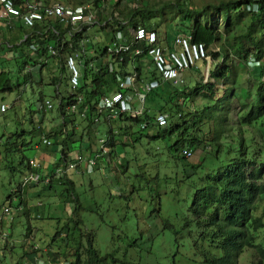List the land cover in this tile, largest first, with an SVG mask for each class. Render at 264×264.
<instances>
[{"label":"trees","instance_id":"obj_1","mask_svg":"<svg viewBox=\"0 0 264 264\" xmlns=\"http://www.w3.org/2000/svg\"><path fill=\"white\" fill-rule=\"evenodd\" d=\"M15 2L20 7L21 2ZM97 2L78 0L76 5L88 3L96 8L94 25H99L104 31L107 43L114 39L117 31L122 33L124 39L129 36L130 28L142 26L154 29L150 26L151 23L153 25L152 4L146 2V5L141 6L133 2L127 6L124 0H114L110 10L101 13ZM189 3L191 0H175V3L168 2L161 8L178 12L177 31L188 35L191 42L202 43L208 58L212 59L211 64L209 60L202 59L184 71L195 77L194 83L188 88L183 87L182 82L174 84L161 80L151 65L146 68L149 61L138 56L136 58L132 51L107 57L103 46L97 55H89L87 50L93 45L90 38L86 46H82L83 41L87 40L86 25L81 26L78 31H71L69 25H61L56 20H45L29 28L19 22L15 28L7 29L9 35H0V64L3 69L9 62L20 71L31 60L32 63L29 64L32 69L37 66L41 70L45 62H38V56L47 52L44 48L32 50L30 45H42L46 42H52L58 47V53L52 59L58 61L55 70L59 76L53 77L51 84L56 85L58 81H62L61 76L65 82L64 84L62 81L63 85H66L63 63L66 54L76 55L80 69L78 85L74 89L69 88L56 107L62 117L58 129L44 132L38 123L31 121V129L20 127L19 132L0 135V165L5 163L0 168V173L2 170L8 171L11 179L21 176L19 181L11 184V189L9 188L0 204V230L4 227L7 229L6 220L12 217L13 202L17 214H22L29 220V217L40 216L37 210L39 205L31 204L34 206L23 208L25 198L33 195L34 200H39V196H54L59 192L58 187H62L65 203L73 204L72 211L76 213L79 206H83V192H76L75 182L68 176L73 171H66L68 154L86 148L92 153L89 156L95 162L105 161L103 169L110 167L112 154L118 157L115 165L120 168L121 173L129 172V168L133 167V176H128L131 184L125 183L124 186L123 182H119L115 188L121 191L118 195L126 202L128 210L134 194L140 198L146 193L150 197L149 203L155 197L156 206L149 211L142 210L141 219L148 225L142 228L139 237L144 238L147 245L144 254H140L144 256L138 255L141 264H175V257L183 250H187L192 257L199 258L203 264H241L240 259L245 253L253 256V264H264V0H211L198 10L190 7ZM254 4L255 10H247V7ZM154 30L161 44H169L172 38L170 33H165L161 38L157 30ZM215 44H219L218 50L213 49ZM2 50L13 55L3 56ZM30 51L37 54L36 58L29 54ZM102 57H107V61L102 63ZM96 60L95 65L89 67V63ZM252 61L255 63L250 66ZM131 66L139 74L149 73L148 81H156L157 86L145 93L143 111L139 116L132 118L119 113L113 119L120 123L117 129L111 125V117L105 113H96L97 103L101 96L119 90L116 76L126 74ZM9 73V69L0 72L1 92H10L19 86L18 83L11 84L6 78ZM182 73L179 79L182 78ZM26 81L27 77L23 83ZM172 85L178 87L177 90ZM162 91H165L166 98L162 96ZM122 93L124 99L136 107L135 102H132L136 101L134 92L124 88ZM172 94L181 96V100L175 102L170 98ZM195 94L200 95L199 103L182 113V108L188 107L187 102ZM55 96L58 97L57 94ZM77 96L86 113V118L82 120L85 125L78 134L74 127L79 124L78 118L66 110L70 100H76ZM157 97L163 99L165 104L157 105ZM233 105L238 106L234 113V127L228 124V114ZM93 111L96 114L92 115ZM158 113L166 114L167 123L155 129L153 120ZM188 116L193 120L190 124L184 118ZM173 117L181 119V122H172ZM143 122H149L145 128H141ZM203 126L207 128V135H202ZM130 127L136 130L131 132ZM251 129L255 133L250 138V134L246 136L245 133H251ZM149 130H153L149 134L150 138L163 147L161 151L158 148L154 151L167 155L164 165L154 175L141 169L139 165H136V169L135 164L130 165L131 158L126 157L124 149L126 145L148 135ZM100 132L104 133L105 138H99V143L104 148L101 146L92 152L88 147ZM27 135L29 141H25L24 136ZM255 136L259 139L256 140ZM45 139L51 141L50 145L44 144ZM114 146L117 147V152H114ZM40 147L43 151H57V157L46 166L39 161L37 165H30L29 161L34 158L25 156L23 151H38ZM185 150L190 151L189 156H186ZM198 150L199 155L196 154ZM16 156L17 160H12ZM78 165L80 164L76 168ZM29 172L40 178L28 180L25 184L22 177ZM170 184L173 188L168 202L163 199V195ZM29 186L40 187V192L38 189L30 194L26 191ZM109 197L112 198L110 192ZM5 207L10 208L8 214H2ZM179 213L186 216L180 220ZM60 229L64 232L59 234ZM82 232L83 235L80 234L79 221L70 215L63 226L56 229L51 242L60 238L65 241V248H72L74 259L67 264H103L108 255L99 257L94 247V238L91 239V236L84 233L85 230ZM164 233L167 234L166 245L171 250V257L162 251L161 244L166 241L159 240L155 243ZM30 245L32 249H28L23 255L32 261L40 249L36 250L34 242ZM4 247L3 244L2 248ZM123 264L140 263L128 261Z\"/></svg>","mask_w":264,"mask_h":264},{"label":"rangeland","instance_id":"obj_2","mask_svg":"<svg viewBox=\"0 0 264 264\" xmlns=\"http://www.w3.org/2000/svg\"><path fill=\"white\" fill-rule=\"evenodd\" d=\"M77 1L78 0H45L46 4L62 2L70 5H76ZM124 1V4L127 6L133 2L139 3L141 6L146 5V2L149 5L152 4L153 25L151 23L150 26L157 30L161 38H163L164 34L167 32L170 33L171 36H174L175 33L183 34V32L177 31L179 25V15H177L178 12H170L167 8L161 9L163 4H166L168 2L175 3V0ZM210 1L211 0H191L189 6L195 8L194 10H198L203 7V4ZM109 10L110 8H108V11ZM146 11L147 10H145V12ZM220 27H222V25H220ZM86 34V42L90 38V41L93 44L91 47L92 53L90 54L97 55L100 52L103 42L100 43L98 41L96 43V37L97 39L99 38L103 40L107 38V36L102 31L101 27H97L96 25L89 27L86 30ZM218 45L219 44L213 45V49L218 50ZM29 54L34 58H36L37 56V54L32 51H30ZM29 62L32 63L31 60H28L26 62V64H28V67H25L20 71H18V68L15 65H12L9 62H7V65L5 64L4 69L0 64V72L2 70L9 69L10 73L6 75V78L9 79L10 83L19 84L18 88L13 89L10 92L0 91V103H6V105H8L7 111L0 114V135L3 133L10 135V132H19L20 127L24 128L25 130L31 129V121H33L34 123H38L39 125L40 122H43L44 129L42 130H44V132H48L50 129L59 128L58 126H56V124L61 120V116L56 109L58 105V99L55 94H57L56 91L58 90L62 94L66 95L69 91L68 84L66 83L65 86L63 85V77L61 76L60 79L62 81H58L56 85L51 84V81L53 80L52 78L58 77L59 73H57L55 69L52 70V67L48 68L46 66V63L41 66V70L38 69L37 66L32 69V65L29 64ZM38 62H43V59L38 60ZM211 62L212 59L211 57H209V63L211 64ZM145 75L147 74L143 73L141 77V80L143 82L148 80L149 73L147 76ZM25 77H27V81L23 83ZM205 77H207V74L205 75ZM194 79L195 77L192 74L183 72L181 84H184L183 87H190L194 83ZM171 87L176 90L178 88L174 85H172ZM161 94L166 98L165 91H162ZM199 96L200 95L195 94L193 96V99L187 102L188 107H183L181 112L186 113L189 108H192V106H196L199 103ZM170 98L174 99L176 102V100H181L182 97H179L178 95L174 96L172 94ZM40 99H42L43 101L49 100L53 105L52 109L44 112L39 111L37 109V106L40 103ZM156 103L157 105L158 103L165 104L163 99L158 97ZM140 105L141 104L136 98L135 106L139 107ZM153 107L155 109V105ZM237 110L238 106L233 105L231 108V112L228 114V124H230V126L232 127L235 126V124L233 123L235 120L234 113ZM94 114L95 112L93 111L92 115ZM184 118L189 122V124L193 122L190 116ZM37 120H39V122H35ZM172 120V122H181V119L178 120L176 117H173ZM48 124L49 126L47 127ZM119 125L118 123L115 124L114 128L118 129ZM199 126L202 125L199 124ZM67 127L69 128V126ZM74 127L78 134V129L82 128L81 124L77 123ZM130 130L131 132H133L134 130H136V128L130 127ZM152 132L153 130H149L147 132L148 135H144L141 140L135 143L126 145L124 149L126 151V157L131 158L132 160H130V165L135 164V169L136 165H139L141 169L144 168L148 173L154 175L158 171V169L164 165L165 160L167 159V155L156 153V151H154L157 148L159 151H161L163 147L158 141L152 140L150 138L149 134H151ZM254 133L255 130L251 129V133L247 132L245 133V135L247 136L250 134L249 137L251 138ZM114 134L117 135V133ZM207 134L208 132L206 126H203L202 135ZM24 137L26 138L25 141L30 140L28 135ZM99 138H105L104 133L100 132L96 134V138H94V140L90 143L88 149L92 152L98 150L97 148L101 146H103L102 149L104 148V145L99 143ZM255 139L258 140V136H255ZM32 140L35 142L34 137H32ZM113 150L114 152H117V147L114 146ZM42 151V147H40L38 151L26 150L23 151V153L25 156L32 157L36 162L39 161L41 163L43 162V159H41L42 157L39 153H41ZM87 151L88 150L77 151L83 156L82 158L85 162L91 159L89 156V152ZM196 154L199 155L200 151L198 150ZM48 155H52V157H55L53 153H49ZM1 156L2 154H0V160ZM111 156L112 160L110 163V167L103 169L105 161L97 162L96 160L92 171L86 172L83 165L80 164L78 165L76 171L71 170L73 171V173L68 174V176L75 182L76 192H83L82 198L84 203L82 202L83 206H79L76 213H73L72 211V208L74 206L73 204L65 203L62 193V187L57 188L59 192L54 196H39L40 201L34 200L35 196L33 195L30 196V198H25L23 208L31 207L36 204L39 205V207H37V210L39 211L40 216L35 218L29 217V220L26 216L17 214L13 202V204H11L13 208V214L11 215L12 217H9L8 221L6 220V226L7 230L9 231V236L7 235L5 241L2 243V245L4 244L5 247L1 248L0 250V264H31V261L27 260L25 258V254L23 255V253H25L28 249H32L30 244L33 242L34 245H37V247H35L36 250L38 251L40 249L39 253L35 254L37 258H39V260H36V264H39V261L40 264H67V262L69 263V261H72L74 259L71 253L72 248L69 246L65 248L64 240L62 241L59 238L51 242L56 229L58 227L61 228L70 215L74 216V219L79 221L80 234L82 233L83 235L82 230H85L84 233H87L88 236H91V239L94 238L93 243L98 256L104 257L108 255L103 264H123L124 262L128 261L134 263L139 262L141 264L138 255L140 257L144 256L140 254H144L147 249V245L146 240L144 238L139 239V237L142 228L148 225L147 222L141 219L143 218L142 210L149 211V209H151L153 206H156V200L154 197L152 199V202L149 203L150 197H148L146 193H143L140 198H138L137 195L134 194L133 201L129 204L130 210H128L126 202H124V200H122L118 195L121 191L117 189L115 190V188H117L119 182H123L124 186L125 183L131 184V179H129L128 176L132 177L134 173L132 171L135 170L133 169V167H130L129 172L121 173L120 168L115 165V161L118 159V157H116V155L113 156V154ZM12 160H17V156L16 158L12 157ZM4 165L5 163L2 162L0 168ZM96 165L98 166L95 167ZM20 178L21 176L17 175L14 179H11L8 171H1L0 204H2V202L4 201L7 195V191H9V188L11 187V184L13 185V183L15 181H19ZM39 188L40 187L37 186H29L28 188H26V191L32 194L35 191L37 192ZM172 188V184L168 185L166 193L165 195H163V199L165 201L169 202L170 190H172ZM26 191L25 194L26 196H28V193ZM109 192L111 193L112 198L109 197ZM47 193L50 194V191H47ZM53 194H55V192ZM262 206L260 208H262ZM179 214L180 220L186 216L183 213ZM56 218H59V221H56ZM62 231L64 232V230L60 229L59 234ZM87 235L84 237V240L86 239ZM159 240L166 241L164 244H161L162 251H164L166 255H170L171 257V250H169L166 245V243L168 242L167 234L164 233L162 236H160L159 239L155 240V243H157ZM47 250L48 252L46 253ZM65 256L67 257V259H65ZM165 260L166 262H168L167 258ZM254 260L255 259L253 258V256H251L250 253H245L241 257L240 263L253 264ZM174 263L203 264L199 258L192 257L187 250H183L182 253H179L175 257Z\"/></svg>","mask_w":264,"mask_h":264},{"label":"built area","instance_id":"obj_3","mask_svg":"<svg viewBox=\"0 0 264 264\" xmlns=\"http://www.w3.org/2000/svg\"><path fill=\"white\" fill-rule=\"evenodd\" d=\"M16 0H0V24H3L5 29H12L21 22L25 27H33L36 23H42L45 20H56L61 25H69L71 31H78L81 26L86 25V30L94 25V15L96 8H93L88 3L70 5L62 2H54L51 4L43 3L42 0H19L20 7L16 4ZM98 9L101 13H106L109 6L114 0H97ZM256 5L247 7V10H255ZM99 27V25H96ZM130 34L123 39L122 33L117 31L113 40L108 42L103 49L108 56L121 55L123 52L132 51V53L140 58L149 61L146 68L151 67L159 75L163 81H171L177 84L182 80L180 73L195 66L200 60H209L204 45L202 43H194L190 41V37L186 35H175L169 44H161L160 39L153 29H146L142 26H137L135 29L130 28ZM54 31V30H53ZM56 32V31H54ZM86 41V40H84ZM83 46V45H82ZM32 50H40L44 48L49 57L55 56L58 53V47L52 42H46L42 45L39 43L31 44ZM11 52H6L4 56L11 57ZM64 67L67 71V81L70 88L74 89L79 83L80 69L77 64L76 55L67 54L63 60ZM255 62H251V66ZM94 63L90 62L89 67ZM141 74L137 73L134 68L126 74H118L116 80L119 90L101 96L97 103L96 113H105L108 117L115 118L119 113H125L132 118L139 116L143 111V103L145 93L157 85L156 81L141 82L139 79ZM129 89L134 92L135 97L141 104L139 107H133L129 101L123 97L122 89ZM81 100L77 96L76 100L71 99L66 106L69 114L78 119H85V109L82 108ZM53 105L50 101L44 100L39 103L37 109L39 111H48ZM8 106L4 103L0 104V114L6 112ZM95 113V114H96ZM96 120V117L93 118ZM149 123V122H148ZM147 122L141 124V128L148 125ZM166 124V114H156L153 125L160 128ZM44 144L50 145L51 141L45 139ZM186 156L190 155L189 150L184 151ZM83 158L80 154L74 156V161H69L66 171L77 170L76 165L81 163ZM30 165H37L35 160L29 161ZM94 161L85 162L84 167L86 172L92 171ZM39 175L27 173L22 177L23 183L27 184L28 180H38ZM9 207L2 210V214L9 213ZM2 237L4 231L0 230Z\"/></svg>","mask_w":264,"mask_h":264},{"label":"crops","instance_id":"obj_4","mask_svg":"<svg viewBox=\"0 0 264 264\" xmlns=\"http://www.w3.org/2000/svg\"><path fill=\"white\" fill-rule=\"evenodd\" d=\"M43 1V3H46L45 2V0H42ZM66 1V0H65ZM68 1V0H67ZM104 32V31H103ZM3 34H5V35H7L8 33H7V29H5L4 27H3V24H0V35H1V37H2V35ZM9 35V34H8ZM0 37V38H1ZM87 38V37H86ZM103 42V44H102V47L101 48H103V46H105L106 44H107V38H105V39H97V37H96V43L97 42ZM1 42V41H0ZM86 44H87V42L86 41H83V43H82V45H83V47L84 46H86ZM91 47H92V45L88 48V50H87V52L88 53H92V50H91ZM15 52V51H14ZM6 53V51L5 50H2V54H3V56H4V54ZM15 54L16 55H18L16 52H15ZM39 56H41V57H39V60H42L43 59V62H45L46 63V66L49 68V67H52V70H54L55 69V66L57 65V62L54 60V59H52V57H49L48 56V54H39ZM101 61H102V63H104V62H106L107 61V57H102L101 58ZM26 67H28V66H26ZM56 93H59V96L57 97V99H58V102L61 100V98L63 97V95L64 94H62L61 92H59L58 90L56 91ZM42 99H40V101H41ZM132 102H136V101H134V100H132ZM0 104H2V103H0ZM6 104V103H5ZM8 106V105H7ZM57 112L59 113V111L57 110ZM5 113V112H4ZM60 116H61V114H60ZM79 121V124H81V126H83V125H85V121H82V120H78ZM111 121V125L112 126H114L115 124H117L118 123V125H119V122H117V121H115V120H110ZM61 123H62V117H61V120L59 121V122H57V124H56V126H58V127H60L61 126ZM70 125L71 124H69V125H67V126H69L70 127ZM49 126V124L47 125V127ZM40 127L41 128H43L44 129V126H43V122H40ZM78 128V127H77ZM76 130V129H75ZM81 129H78V132L80 131ZM85 148V147H84ZM83 150H87L86 148L85 149H83ZM88 152V151H87ZM49 153H53L54 155H55V157H52V155H48ZM71 153H74V152H71ZM69 154L68 156L69 157H72L73 155L72 154ZM40 155H41V159H43V162H41V164H45V166L46 165H48L49 163H52L53 162V160L57 157V151H52V149H48L47 151H42L41 153H40ZM89 155H92V153L90 152L89 153ZM96 156V155H95ZM91 157H93V156H91Z\"/></svg>","mask_w":264,"mask_h":264},{"label":"clouds","instance_id":"obj_5","mask_svg":"<svg viewBox=\"0 0 264 264\" xmlns=\"http://www.w3.org/2000/svg\"><path fill=\"white\" fill-rule=\"evenodd\" d=\"M110 8V7H109ZM154 30V29H153ZM176 35H179V34H176ZM180 35H186V34H180ZM175 36V35H174ZM174 36H172V38L174 37ZM186 36H188V35H186ZM172 38H171V40H172ZM170 40V41H171ZM89 55H91V56H93L94 54H90L89 53ZM38 57H41V56H38ZM97 60H99V58L97 59ZM97 60L95 61V62H93L94 63V65H95V63L97 62ZM133 67L131 66L130 67V69L128 70V71H130L131 69H132ZM67 72V71H66ZM156 72V71H155ZM182 73V72H181ZM180 73V74H181ZM143 74V73H142ZM142 74H141V77H142ZM158 75V74H157ZM159 76V75H158ZM141 80V78L139 79V81ZM181 80H182V78H181ZM141 82H143L142 80H141ZM145 82H148V80L147 81H145ZM182 82V81H181ZM66 83L68 84V81H66ZM173 83V82H172ZM157 86V85H156ZM68 87L70 88V86L68 85ZM71 89V88H70ZM57 96H59V93H57ZM136 98V97H135ZM49 101V100H48ZM41 102H43V100H41L40 101V103ZM111 119H115V118H111ZM79 120V119H78ZM80 120H83V119H80ZM166 123H167V118H166ZM166 125V124H165ZM164 125V126H165ZM155 129H157L156 127H154ZM71 153V152H70ZM69 153V154H70ZM68 154V155H69ZM73 156L72 157H69L68 156V158H69V160L68 161H72L73 159H74V156L77 154H79L78 152H75L74 151V153H71ZM81 155V154H80ZM82 156V155H81ZM83 157V156H82ZM95 157H98V156H95ZM71 159V160H70ZM90 160H93L94 161V165H95V159H90ZM90 160H88V161H90ZM79 164H82L83 165V167H84V164H85V161L83 160L81 163H79ZM93 168H94V166H93ZM93 168H92V170H93ZM84 169L86 170V168L84 167ZM71 171V170H70ZM75 171V170H74ZM1 231H4V233H5V235L2 237V235H0V250H1V248H2V243L5 241V238L7 237V235L9 236V234H8V230L7 229H5V228H2L1 229ZM36 260H39V258H37V256L35 255L34 256V258H33V260L31 261V264H36L35 262H36ZM39 264H40V261H39Z\"/></svg>","mask_w":264,"mask_h":264},{"label":"bare ground","instance_id":"obj_6","mask_svg":"<svg viewBox=\"0 0 264 264\" xmlns=\"http://www.w3.org/2000/svg\"><path fill=\"white\" fill-rule=\"evenodd\" d=\"M87 37V36H86ZM111 38V37H110ZM112 39V38H111ZM44 55V54H43ZM92 67V66H91ZM124 72V71H123ZM80 76V75H79ZM118 88V87H117ZM134 95H136V94H134ZM16 182V181H15ZM17 199V198H16ZM27 202V201H26Z\"/></svg>","mask_w":264,"mask_h":264}]
</instances>
